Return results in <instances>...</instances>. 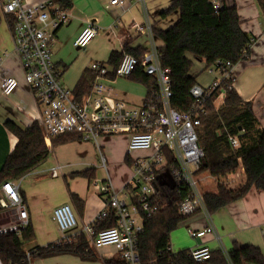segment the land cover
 I'll return each mask as SVG.
<instances>
[{
    "label": "built area",
    "instance_id": "built-area-1",
    "mask_svg": "<svg viewBox=\"0 0 264 264\" xmlns=\"http://www.w3.org/2000/svg\"><path fill=\"white\" fill-rule=\"evenodd\" d=\"M128 1L110 0L109 7H122ZM212 1L218 10L220 4ZM0 15L11 30L14 53L21 61L25 82L37 105L36 121L46 145L67 134L78 135L80 141L94 144L104 137H130L127 157L132 161L133 174L124 190L116 193L110 182L102 184V187L94 183L93 189L106 194L107 200L94 222L83 226L80 231L72 205L63 204L54 209L52 219L62 234L61 240L70 242L78 235H84L96 252L113 247L126 264H141L139 236L146 219L157 215L163 207L160 198L162 186H172L178 191L180 216L191 218L199 213L210 216L202 183L213 178L199 172L204 152L199 145L197 129L207 115L206 104L214 93H219L217 100L223 104L226 89L221 84L233 80V64L217 61L207 68L208 74L220 75L221 79H214L209 87L195 84L190 90L193 105L184 112L172 108L171 71L162 68V57L156 46L144 55L141 63L144 73L156 79V91L143 105H125L109 86L117 79L129 78L137 70L140 61L131 54H125L117 67L93 62L90 65L94 76L91 90L79 99L63 84V72L53 60L55 34L71 22L68 9L63 8L58 0L32 6L26 5L25 0H0ZM133 28L143 30L139 25ZM101 31L100 26L89 24L74 42V47L79 50L87 47ZM18 88L17 79L3 76L0 71L2 96L8 98ZM229 141L233 149L240 148L238 137H230ZM49 171H61V166ZM36 173L40 174L31 172L18 181L5 182L1 187L13 215L17 214L24 225L28 223V210L21 186L26 177ZM236 183L227 182V185ZM112 221L114 226L96 230L100 223ZM207 231L188 230L194 239L203 237ZM190 255L195 262L205 264L211 260L212 251L201 247L191 250ZM226 259L227 264H232L228 256ZM0 264L5 263L0 259Z\"/></svg>",
    "mask_w": 264,
    "mask_h": 264
},
{
    "label": "crops",
    "instance_id": "crops-1",
    "mask_svg": "<svg viewBox=\"0 0 264 264\" xmlns=\"http://www.w3.org/2000/svg\"><path fill=\"white\" fill-rule=\"evenodd\" d=\"M44 1L48 0H25V4L32 6ZM173 1L130 0L122 7H109L110 0H72V8L68 9L71 22L56 32L55 42L52 44L53 60L63 72V84L74 92L85 72L91 73L90 65L93 62L108 63L111 53L123 52L125 46L145 50L144 55L149 53L153 46L159 50L163 42L155 37L153 31H166L180 20L179 11L167 17L161 16ZM216 1L220 7L237 9L241 29L253 41L247 60L234 66L233 88L243 102L251 103L260 128L264 129V12L258 0ZM91 23L100 26L101 33L90 46L76 49L74 42ZM134 25H139L143 30H136ZM0 56L2 75L14 77L19 81V88L8 98L2 96L0 89L1 170L17 143L16 138L5 127L6 122L11 121L26 129L36 121L38 109L25 82L21 61L14 53L11 30L3 19L0 22ZM205 68V63L194 62L191 76L196 78L197 84L209 87L214 79L220 80L221 77L208 74ZM109 86L117 98L130 107L143 105L147 98V89L129 78L117 79ZM216 104L221 106L222 101L216 100L217 107ZM58 138L47 145L50 150L49 157L33 171L40 174L36 173L29 183L24 184L25 179L22 182L21 194L27 205L28 223L32 224L35 233V241L28 246V250L36 246L45 247L62 239V234L52 219L54 209L63 204L72 205L78 216L80 231L83 226L94 222L107 200L106 194L98 193L92 185L96 182H110L113 190L121 193L133 174L131 166L126 163L130 141L127 135L104 137L98 144H81L76 141L53 146ZM107 165H116L118 170L125 172L127 169L129 172L127 180L116 181L119 185L124 183L119 192L114 188L115 184L108 174ZM55 166H61V171L48 172ZM91 169L95 172L94 180L89 181L77 176ZM58 172L60 177H57ZM238 176H242L240 180L244 183L243 168L231 176L228 182L240 181ZM71 194H75L82 201L81 213ZM0 196V208L7 207L0 213L7 210L13 217L12 225L0 230L26 226L18 219L17 214L13 215L1 188ZM185 225L188 230L197 232L211 230L198 239L191 238L188 231V234L184 231L173 233L169 247L173 254L208 247L212 252H221L226 258L235 246H254L260 248L264 255V192L252 188L242 200L209 217L202 213L196 214L189 218ZM103 250L95 251L100 258L97 261H82L72 255H61L36 259L30 264H104L103 260L118 257L115 250L111 255L108 254L109 250Z\"/></svg>",
    "mask_w": 264,
    "mask_h": 264
},
{
    "label": "trees",
    "instance_id": "trees-1",
    "mask_svg": "<svg viewBox=\"0 0 264 264\" xmlns=\"http://www.w3.org/2000/svg\"><path fill=\"white\" fill-rule=\"evenodd\" d=\"M65 9L72 8V0H58ZM264 12V0H258ZM180 13V20L166 31L154 30L156 38L163 42L159 48L161 66L170 69L173 98L172 108L179 112L188 111L193 105L190 96L191 88L197 84L191 76L194 62L205 63V70L217 61L230 62L236 66L247 60L252 46V39L241 29V21L235 7L214 8L212 0H174L164 10L162 17L174 12ZM0 15V22H1ZM125 54L137 57L140 65L129 77L143 85L148 93L147 99L156 91V79L147 76L141 66L145 50L131 49L125 46L123 52H113L108 64L117 67ZM92 73V71H91ZM85 72L79 80L74 93L82 99L91 90L93 73ZM226 89L223 104L215 106L219 93L206 104L207 115L201 120L197 129L199 145L204 158L199 168L202 174L210 175L217 184L216 193H206V207L210 215L245 198L252 188L264 192V129L254 115L251 103H245L233 88V80L223 81ZM5 127L16 138L17 143L0 170V188L5 182L18 181L33 172L49 157L50 150L46 145L42 129L37 121L28 128L22 129L11 121ZM230 137H238L240 148L233 149ZM80 141L74 134L60 136L53 146ZM126 163L132 161L126 157ZM241 168L245 181L238 188L231 189L227 182ZM79 177L94 180V169L77 174ZM163 207L157 215L146 219L144 230L139 236V257L141 264H199L193 260L189 251L173 254L170 250V239L174 231L189 218L179 215L181 201L178 191L172 186L161 187ZM73 202L82 212V201L71 194ZM2 199V196H0ZM3 201V200H2ZM0 208V211L5 210ZM115 225V222L100 223L96 230H104ZM35 241L32 224L28 223L21 230L0 234V259L5 264H30L36 259H45L61 255H72L82 261H97L99 256L91 248L84 235H78L68 242L60 240L45 247L36 246L28 250ZM232 264H264V255L260 248L254 246H235L228 254ZM104 264H126L119 256L103 260ZM205 264H227L221 252H212V258Z\"/></svg>",
    "mask_w": 264,
    "mask_h": 264
},
{
    "label": "rangeland",
    "instance_id": "rangeland-1",
    "mask_svg": "<svg viewBox=\"0 0 264 264\" xmlns=\"http://www.w3.org/2000/svg\"><path fill=\"white\" fill-rule=\"evenodd\" d=\"M98 36H96L91 41V43H93V41L95 39H97ZM90 44H89V46H90ZM216 105H217V107L220 106V104H216ZM78 143H81V144H92L90 142H83V141H78ZM107 171H108L109 176L112 178V181L115 184L114 188L119 192V189L121 188V185L124 184L123 182L128 179V175H129L128 170L126 169L125 172H124V171L118 170V167L116 165H107ZM59 174H60V172L57 173V177L59 176ZM35 176L36 175L33 174V175H30V176L26 177L25 181H24V184L29 183L30 181H32L33 177H35ZM240 177H242V176H238L237 178L240 180ZM117 180H119V182H120V180H123V182L120 183V185H119V182H116ZM240 181H241V183L243 182L242 180H240ZM240 181H238L236 184H234V186H236V187H232V186H229V185H228V187H230L232 189H236V188H238L241 185V183H239ZM99 184H100L101 187L103 186L101 183H99ZM202 185H203V189H204V191L206 193H208V192L216 193V191H217V184L215 183V181L213 179L204 181L202 183ZM98 193H100V192H98ZM12 220H13V217L7 212V210L5 212L0 213V228L12 225ZM185 223L183 225H181V227H179L173 233L176 234L177 232L184 231L186 234H188V232H187L188 229L186 227L187 225H185ZM21 229H22V225L18 227V230H21ZM106 250H109L108 254L111 255L112 251H114L115 249L113 247H106V248H104L103 251H106Z\"/></svg>",
    "mask_w": 264,
    "mask_h": 264
},
{
    "label": "water",
    "instance_id": "water-1",
    "mask_svg": "<svg viewBox=\"0 0 264 264\" xmlns=\"http://www.w3.org/2000/svg\"><path fill=\"white\" fill-rule=\"evenodd\" d=\"M17 230H18V227L8 228V229L0 230V234L13 232V231H17Z\"/></svg>",
    "mask_w": 264,
    "mask_h": 264
}]
</instances>
